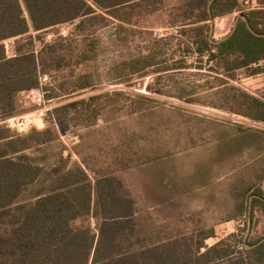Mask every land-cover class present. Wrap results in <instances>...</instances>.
Instances as JSON below:
<instances>
[{"label": "trees", "instance_id": "trees-1", "mask_svg": "<svg viewBox=\"0 0 264 264\" xmlns=\"http://www.w3.org/2000/svg\"><path fill=\"white\" fill-rule=\"evenodd\" d=\"M209 2L0 0V118L5 120L19 111L21 91L40 87L43 75L64 67L66 48L41 40L39 34L24 38L31 31L39 33L77 21L75 30L83 44L68 51L74 66L84 70L85 78L76 90H86L94 86L91 74L101 48L98 31L112 23L123 28L140 25L146 12L164 11L181 37L178 50L172 53L173 62L159 60V47L123 62L118 77L125 75L126 68L132 70L127 75L150 67H156V73L182 70L189 67L187 58L195 50L197 67L204 65V56L215 64L217 93L224 94L227 85L232 86L226 92L236 91L232 96L239 106L232 112L264 122V99L227 78L235 79L238 70L245 69L248 88L264 97V66H251L264 60V35L253 33L241 18L232 35L214 43ZM258 3L264 7V0ZM245 5L246 0H214L211 12L214 18L245 12L252 27L264 34V8L247 10ZM11 38L16 42L9 54L5 41ZM148 88L162 92L152 85ZM124 95L117 90L112 95H93L56 106L48 110V125L42 130L21 133L0 125V264H264V242L246 246L264 237L263 231L253 239L257 211L264 215L260 197H253L252 229L245 240L250 199L256 194L264 196V130L241 126L247 133L228 143L231 152L250 146L253 154L243 168H231L235 175L227 184L238 215L246 216V226L208 246L206 240L215 235L214 227L198 224L190 230L180 225L185 216L177 212L178 193L191 188L179 187L174 147L152 155L123 152L94 167L90 156L79 153L80 159H74L73 149L63 140L61 125L74 127L78 136L101 120H115L129 109L143 113L156 102L151 95H139L127 104L121 99ZM158 159L169 165L168 172L162 171V179L153 185L152 199H144L141 186L131 182L129 173L147 164L159 170L154 163Z\"/></svg>", "mask_w": 264, "mask_h": 264}, {"label": "rangeland", "instance_id": "rangeland-1", "mask_svg": "<svg viewBox=\"0 0 264 264\" xmlns=\"http://www.w3.org/2000/svg\"><path fill=\"white\" fill-rule=\"evenodd\" d=\"M245 6L248 7L247 3ZM239 13L230 15L236 18ZM142 16L140 25H125L123 28L118 23H112L98 31L101 48L95 63L96 68L93 70L95 73L91 74L94 86L86 90H76L85 78L84 70L74 66V59L69 52L83 44L75 30L77 21L63 23L39 33L31 31L25 35L24 38L29 39L39 34L41 40L56 43L58 47L62 46V49L66 48V53L64 51L66 59L64 67L60 70L52 69L41 77L46 102L39 105L28 96L26 90H23L19 95V111L14 116L35 113L41 107L52 109L93 95H112L117 90L125 92L121 99L127 104L137 99L139 95L153 96L156 102L143 113L125 110L115 120H101L94 127L82 129L78 136L74 135L76 131L74 127L61 125L62 138L73 149L74 159H80L79 153L86 157L90 156L94 167L107 163L109 159L112 160L123 152L152 155L154 151L160 154L174 147L178 152L175 166L178 170L179 187L191 188L178 193L180 204L177 212L180 210L185 216L180 225L190 230L198 224L206 228L215 227L216 237L206 242L212 245L221 237L246 226V216L236 220L224 218L238 214L234 200L229 197L227 184L235 175L231 174V168H243L244 163L251 160L253 154L249 152L250 146L231 152L228 143L247 133L242 132L241 126L263 130L264 128L254 125L255 120L232 112V109L239 106L238 100L232 96L236 91L226 92L225 88L232 86L227 85L224 87V94H218L219 82L213 70L215 64L209 63L208 56H204V65L201 68L197 67L199 59L195 50L187 58L189 67L182 70L156 73V67H150L146 72L127 75L126 72L132 70L126 68L125 75L118 77L119 68L124 66L123 62L139 54H149L160 47L162 50L159 60H167L170 64L173 62L172 53L178 50L181 37L176 27H173L174 23L167 12L151 11ZM232 18L229 21L232 23L228 33L232 31L234 25ZM160 39H164L163 42H157ZM15 42L16 38L5 41L9 54L13 53ZM37 44L41 46L40 41ZM251 66L254 68L264 66V60ZM237 73L235 79L227 77L231 84L264 99L259 93L248 88L246 82L249 80L245 79L247 77L245 69H240ZM149 85L155 90L160 88L162 92L150 90ZM169 92H175L184 98ZM213 105H223L225 109ZM45 118L44 124L39 121L32 128L39 130L46 128L49 119L48 116ZM0 125L16 131L1 118ZM154 163H158L159 170H155L152 164H147L140 170L136 169L129 173L131 182L141 186L144 199H152L153 185L162 179V171L163 174L168 172L169 165L164 160L158 159ZM202 179L205 181H200ZM263 231L264 215L257 211L253 239L260 237Z\"/></svg>", "mask_w": 264, "mask_h": 264}, {"label": "built area", "instance_id": "built-area-1", "mask_svg": "<svg viewBox=\"0 0 264 264\" xmlns=\"http://www.w3.org/2000/svg\"><path fill=\"white\" fill-rule=\"evenodd\" d=\"M26 92L28 93V96L32 98L34 101L38 102L39 105H42L43 103L46 102V99H44L45 91L43 90L42 86L26 90ZM48 110H49L48 107H41L35 113L32 112V113H27V114L18 115V116H11L5 119V121L8 123V125L11 128L15 129L18 132H21V133L27 132L33 126L37 125L39 121L42 124H44L45 117L47 115ZM247 120L250 121L249 119ZM254 125H258L259 127L264 128V122L255 121ZM242 247H243L242 245L239 246V248H242Z\"/></svg>", "mask_w": 264, "mask_h": 264}, {"label": "crops", "instance_id": "crops-1", "mask_svg": "<svg viewBox=\"0 0 264 264\" xmlns=\"http://www.w3.org/2000/svg\"><path fill=\"white\" fill-rule=\"evenodd\" d=\"M246 3H247V6H248L247 10L254 9V8H264L263 6H261L258 3V0H246ZM231 18H232V15H226V16H223V17L215 18V27H214V32H213V35H212V39H213V37L217 38V39H213V40H220V39H222L223 37H225V36H227L229 34L228 33V30H229L228 28L230 27V25L232 23V22H229V21H231L230 20ZM232 19L234 20V24H235V21H236L235 16ZM211 27H212V24H211ZM233 27H234V25L232 26V29H233ZM242 217L243 216H240V215L236 214V215L225 216L224 218L228 219V220H236V219H241ZM214 230H215V227H214ZM238 231H239V229L236 230V231H233L231 233H235V232H238ZM231 233H229V234H231ZM229 234H227L226 236H228ZM226 236H223L220 239L218 238L219 239L218 241H220L222 238H224ZM213 237H216V231H215V235L209 237L208 239L213 238ZM207 240H206V242H207ZM217 242H215V243H217ZM212 245H208V246H212Z\"/></svg>", "mask_w": 264, "mask_h": 264}, {"label": "water", "instance_id": "water-1", "mask_svg": "<svg viewBox=\"0 0 264 264\" xmlns=\"http://www.w3.org/2000/svg\"><path fill=\"white\" fill-rule=\"evenodd\" d=\"M213 1H214V0H210V2H209V13H210V16H211V24H212L211 31H210V37H211V39H212V35H213V32H214V27H215V18L213 17L212 12H211V4L213 3ZM241 18H243V19L247 22L248 27L250 28V30H251L253 33H255V34H257V35H260V36H261V35H264V34H261V33L257 32V31L252 27V25L250 24L247 14H246L245 12H241V13H239L238 16L236 17V21H235V24H234V27H233L232 31H231L227 36L223 37L222 39H220V40H213V39H212V41H213L214 43H219V42H221L222 40H225L226 38H228L230 35H232V33L236 30V28H237V26H238L239 21H240ZM253 197H260L261 199L264 200V196H261V195H259V194L253 195V196L251 197V199H250V205H249V221H248L247 232H246V235H245V240H247V238H248V236H249V234H250V232H251V229H252V223H253V221H252V202H253ZM263 242H264V237H263L261 240H259L256 244H254V245L251 246V245H249L248 243H246V246H247L248 248H250V247H255V246H257V245H260V244L263 243Z\"/></svg>", "mask_w": 264, "mask_h": 264}]
</instances>
